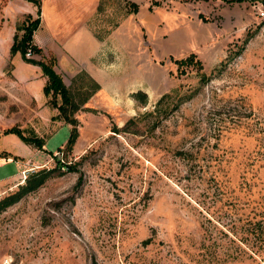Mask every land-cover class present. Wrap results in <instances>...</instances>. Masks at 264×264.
Here are the masks:
<instances>
[{"label":"rangeland","instance_id":"rangeland-1","mask_svg":"<svg viewBox=\"0 0 264 264\" xmlns=\"http://www.w3.org/2000/svg\"><path fill=\"white\" fill-rule=\"evenodd\" d=\"M181 1L179 17L162 31L152 22L131 57L128 44L104 52L99 78L116 90L94 91L75 111L70 150V123L51 117L48 95L11 110L0 94V153L29 155H0V197L21 170L54 169L0 209V264H264V249L249 241L242 250L232 238L246 218L264 222V0ZM101 6L88 20L96 33L128 4ZM193 47L203 76L192 65L178 72L169 58ZM137 88L150 89L145 102ZM163 91L171 93L153 109ZM129 116L131 127L120 129ZM9 121L43 135L42 146L2 132ZM201 241L218 256L200 254Z\"/></svg>","mask_w":264,"mask_h":264},{"label":"crops","instance_id":"crops-1","mask_svg":"<svg viewBox=\"0 0 264 264\" xmlns=\"http://www.w3.org/2000/svg\"><path fill=\"white\" fill-rule=\"evenodd\" d=\"M134 1L138 3L136 11L122 14L115 25H112L102 37H98L88 23L90 16L98 11L96 9L98 0H39V22L32 31L31 41L40 46L44 53L48 50L54 53L56 58L54 69L61 74L65 83L70 81L77 70L83 68L98 81L99 87L95 92L99 89L115 91L117 83L114 80L106 83L99 78L104 66L102 58L104 52L112 50L114 46L120 48L128 44V48L124 50L127 56L131 57L139 38L143 33L147 34L149 28H153L152 22H155L156 27L162 31L163 25L168 26L170 21L179 17L174 13L183 6L181 0H158L156 4L151 3L152 0ZM26 12L36 15V4L32 0H0V94L8 103H14L15 106L11 110H15L20 103L25 104L28 100L37 101L39 104L46 97L44 93L43 97L39 93L45 80L40 66L24 60L18 50L11 54L9 52L14 25ZM194 33V30L190 32L192 39L197 37ZM192 50L197 51L196 47ZM31 56L38 57L34 53ZM8 60L9 69L5 68ZM33 85L37 88L35 91L31 88ZM144 91L148 95L151 94L148 88ZM50 112L48 111L49 114ZM10 124L9 121L5 125ZM18 143L20 144L18 140H14L15 146H19ZM25 144L32 149H38L28 143ZM3 150L10 151L4 157L16 154V158H21L22 162L28 160L26 158L28 154L7 148ZM25 167L24 169H27ZM18 172L9 176H14Z\"/></svg>","mask_w":264,"mask_h":264},{"label":"trees","instance_id":"trees-1","mask_svg":"<svg viewBox=\"0 0 264 264\" xmlns=\"http://www.w3.org/2000/svg\"><path fill=\"white\" fill-rule=\"evenodd\" d=\"M36 4V15H31L29 12L24 13L21 20L17 21L14 25V30L12 33V41L9 45L10 54L15 50H18L22 58L26 61L37 63L40 66L42 74L45 75V80L42 84V91L45 95H48V101L57 110L55 113L51 114L52 118H60L63 121L70 123L69 132L65 138L63 146L66 150H70L77 136V118L74 115L75 111L81 107V105L87 100V98L99 87L98 81L92 77L85 69L81 68L77 70L71 77L72 85L66 84L61 74L54 69V63L56 61L55 55L51 50H48L45 54L42 48L31 41V34L33 29L38 25L39 22V0H32ZM128 4L124 8L122 14L129 11H136L138 3L134 0H125ZM102 0H98L96 9L99 11ZM151 3H158V0H152ZM200 15V14H199ZM118 20L113 22V25L117 23ZM109 29L107 28L104 32L95 33L96 36L102 37ZM32 49L36 52L41 53L40 57H33L31 55H26L25 51L27 49ZM169 58L176 63V69L178 72L182 73L185 70V66L192 65L200 74L203 76L202 71V61L197 56L195 51L190 50L180 56L169 55ZM170 91H163L155 100L153 109H157V104L164 99L166 96L170 95ZM78 95V96H76ZM133 96L141 102L146 100V92L141 88H137L133 91ZM130 123H133V116H129L121 124L120 129H128L131 127ZM111 129L116 130L117 127L114 126ZM11 131L14 132L21 140L28 143L31 146L40 148L44 142V136L38 134L32 127L23 128L17 124H10L2 128V132ZM0 155H4L1 154ZM6 155V154H5ZM53 166L51 167H40L35 170L30 171L23 177L21 182H18L16 188L3 194L0 197V209L4 208L6 205L17 200L21 195L36 188L40 185L48 176L53 174ZM241 232L237 236L232 237L233 240L238 239L243 244L242 250H246L247 243L249 241H254L258 248L264 249V222L263 216H259L255 219L246 218L241 224ZM238 243V242H237ZM200 254L205 256H218L215 253L213 247L203 244L201 241ZM256 249V248H254ZM257 250V249H256ZM255 250V251H256ZM243 251H232L228 252L230 257H235L241 255ZM91 264H96L92 261Z\"/></svg>","mask_w":264,"mask_h":264},{"label":"built area","instance_id":"built-area-1","mask_svg":"<svg viewBox=\"0 0 264 264\" xmlns=\"http://www.w3.org/2000/svg\"><path fill=\"white\" fill-rule=\"evenodd\" d=\"M260 13H261V14H264V7H262V8L260 9ZM25 54H28V49L25 51ZM21 171H22V177L25 176L24 171H23V170H21Z\"/></svg>","mask_w":264,"mask_h":264}]
</instances>
